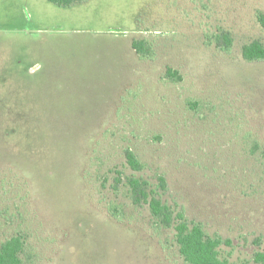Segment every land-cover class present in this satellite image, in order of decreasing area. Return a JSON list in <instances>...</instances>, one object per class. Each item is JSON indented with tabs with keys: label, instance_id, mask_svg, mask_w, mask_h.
<instances>
[{
	"label": "rangeland",
	"instance_id": "rangeland-1",
	"mask_svg": "<svg viewBox=\"0 0 264 264\" xmlns=\"http://www.w3.org/2000/svg\"><path fill=\"white\" fill-rule=\"evenodd\" d=\"M175 1L0 0V244L21 235L27 264H186L127 184L160 175L230 262L264 250V61L242 55L264 0H183L185 17ZM137 23L174 32L141 58Z\"/></svg>",
	"mask_w": 264,
	"mask_h": 264
},
{
	"label": "trees",
	"instance_id": "trees-1",
	"mask_svg": "<svg viewBox=\"0 0 264 264\" xmlns=\"http://www.w3.org/2000/svg\"><path fill=\"white\" fill-rule=\"evenodd\" d=\"M50 1L63 7H70L83 3L85 0ZM181 3L183 4V0H176L170 8L171 10L174 8L175 12L178 11L185 17ZM256 18L264 29V11L257 10ZM178 26L180 27V23ZM136 30L146 33L142 38L132 39L131 42L132 48L141 58L149 57L153 53V46L149 41L150 35L160 36L164 33L172 34L174 32L172 30L164 32L163 29H159L157 26L150 28L143 24L139 25V23H137ZM209 37L211 42L223 51L229 52L233 47L234 37L232 33L222 27H219L218 31ZM242 55L247 62L264 61V40L256 38L243 44ZM166 77L173 80L181 79L178 71L171 67L167 69ZM261 154L264 157V148H262ZM125 157L132 169L136 171L144 169L145 164L130 148L125 150ZM127 184L130 187L132 201L135 205L148 204L153 217L162 226L174 229L180 254L186 264H241L232 263L221 254L222 245L231 244L229 239H224L220 235H209L201 222L189 219L184 209L177 211L162 199L158 190L166 191L168 188L166 178L163 175L158 177L157 188H154L149 180L142 177H128ZM25 248V240L21 235H14L6 239L0 244V264H27L23 257ZM253 260L255 264H264V250H257L254 253Z\"/></svg>",
	"mask_w": 264,
	"mask_h": 264
}]
</instances>
